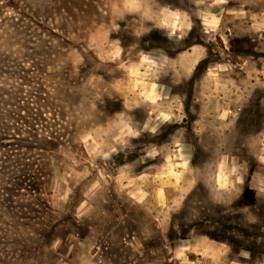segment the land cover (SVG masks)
<instances>
[{
    "label": "rangeland",
    "instance_id": "rangeland-1",
    "mask_svg": "<svg viewBox=\"0 0 264 264\" xmlns=\"http://www.w3.org/2000/svg\"><path fill=\"white\" fill-rule=\"evenodd\" d=\"M122 110L171 115L101 158L86 134ZM177 148L188 178L162 198L117 179ZM0 160L49 172L47 264H264V0H0ZM203 236L211 256L168 259L165 238Z\"/></svg>",
    "mask_w": 264,
    "mask_h": 264
},
{
    "label": "trees",
    "instance_id": "trees-1",
    "mask_svg": "<svg viewBox=\"0 0 264 264\" xmlns=\"http://www.w3.org/2000/svg\"><path fill=\"white\" fill-rule=\"evenodd\" d=\"M30 166V162L16 166L8 160H0V264H31V261L47 264L46 260L34 254L31 244L40 246L48 243L35 225L42 227L52 210L51 192L41 186V179L49 172L44 167L39 171V168ZM12 221L15 230L20 227L30 229L27 236L13 230L17 239L21 238L19 243L7 239L9 228L1 226L10 227Z\"/></svg>",
    "mask_w": 264,
    "mask_h": 264
},
{
    "label": "crops",
    "instance_id": "crops-1",
    "mask_svg": "<svg viewBox=\"0 0 264 264\" xmlns=\"http://www.w3.org/2000/svg\"><path fill=\"white\" fill-rule=\"evenodd\" d=\"M173 12V10H171ZM174 14H177L176 10L173 12ZM180 14L181 21L184 23L185 20V11L181 10L178 12ZM184 14V15H183ZM178 20H176L177 22ZM180 21V20H179ZM187 23V22H186ZM124 64H127L128 60H122ZM155 83V82H153ZM151 88L149 93H153L151 96V99L157 98L161 95L158 91L155 89V85L151 84ZM128 108L127 103L125 104ZM126 111L122 110L121 112L115 113V118H113L112 121L107 120V122L103 124H99L95 126L91 131H89L86 135V140L88 144H92L93 146H97L98 148V154L103 157L104 159L107 158L111 153L115 152L116 154L119 151V147L117 146L119 140L123 139H131L134 138L137 134L140 133V130H143L145 126H147L149 123V131L152 130V125L155 126V122L157 120H160L161 123L167 121V118L171 115L170 112H160L159 115L155 116L156 121L153 122L152 118L146 115L143 128L141 126V129H138L137 126L133 124L132 121L128 120L127 117L123 116L125 115ZM163 115V116H162ZM167 116V117H166ZM154 120V119H153ZM113 127V131L111 128ZM118 150V151H116ZM177 151L172 155L169 154L165 161L162 162L159 166H157L154 169H144L140 172L134 173L128 170L122 169L120 171V174L118 175L117 179L124 184V189L126 188L128 192H130L131 196L139 197L141 201H143L147 195H149V188L147 187L146 183L144 182H154L155 184V191L162 198L166 194V190L169 187L170 183L169 181L174 180L177 178L174 174H182L187 179V169L186 164L187 160L182 159V157H177L179 155V151L181 150L179 148L176 149ZM152 151H146L144 155H142V160L146 161V159L152 157ZM106 164V162H105ZM112 164H118L117 160L112 158ZM174 165V167L172 166ZM172 167V169H170ZM174 169V170H173ZM144 181V182H143ZM185 185V182L177 186L178 190L177 192H180V195H183L188 192V189H185L183 187ZM176 192L177 198L178 193ZM176 198V200H177ZM168 205H172V202H169ZM197 241H193L192 238H181L179 237L177 241H175L174 245L170 242L168 238H165L166 247L169 248L168 253H170L168 259L173 260L174 255H172L173 252H179L180 249H187L190 248L192 252H195L198 254V257L200 254H207L208 256H211L210 253L214 252L213 250V243L211 238H205V236L201 237V242L198 243ZM175 247V248H174ZM179 248V249H178ZM184 249L183 252H186ZM222 247L220 248L221 251ZM193 262L194 260L191 259Z\"/></svg>",
    "mask_w": 264,
    "mask_h": 264
}]
</instances>
